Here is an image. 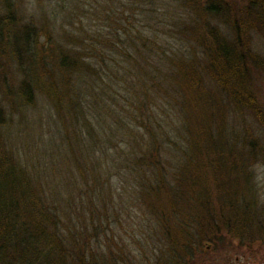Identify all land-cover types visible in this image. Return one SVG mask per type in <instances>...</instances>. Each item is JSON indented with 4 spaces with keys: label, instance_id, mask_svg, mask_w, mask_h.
Returning <instances> with one entry per match:
<instances>
[{
    "label": "trees",
    "instance_id": "obj_1",
    "mask_svg": "<svg viewBox=\"0 0 264 264\" xmlns=\"http://www.w3.org/2000/svg\"><path fill=\"white\" fill-rule=\"evenodd\" d=\"M119 1L0 0V264H217L224 245L264 264V0H178L192 16L143 27ZM133 206L129 246L112 225Z\"/></svg>",
    "mask_w": 264,
    "mask_h": 264
},
{
    "label": "rangeland",
    "instance_id": "obj_2",
    "mask_svg": "<svg viewBox=\"0 0 264 264\" xmlns=\"http://www.w3.org/2000/svg\"><path fill=\"white\" fill-rule=\"evenodd\" d=\"M23 1H24V4H26L27 2L34 3V0H23ZM87 1H89L91 5L95 7L98 5L97 2L101 3L102 0H87ZM222 2L226 3L227 0H223ZM148 10H150L151 12L150 11L148 12ZM111 11L117 12L118 14H120V16L122 15V16H127V17L133 14L132 15L133 23L138 26L141 25L142 27L146 24V22H148L144 18L145 15L150 16V13L152 14L153 17L154 16L160 17L162 12H163V15H165L164 13H167L169 15L175 14V16H177V14H181L182 17L186 15H191V16L193 15L192 10L190 14L189 10L186 11V10H183L182 7H179L178 0H147V1L145 0H120L118 3L116 2L114 4L113 8H110L109 14L111 13ZM100 22H101L100 26H98L100 24L99 22L97 21L93 22L94 25H96L94 27L99 28V29H105V27L103 26L106 25L107 22H102V21ZM150 23L154 24L155 22L151 21ZM162 25H165V27H162ZM218 26L220 27V29L225 28L224 24L219 23ZM145 27L146 28L144 29H149L148 26H145ZM153 29L162 30L164 32V35H162V38L174 49L181 48L182 50H184V52L188 51L187 44L183 43L184 41L183 40L181 41L180 37L177 36V34H175L174 29L176 28L170 26L169 23H167V20L157 21L154 24ZM39 41L40 42L44 41L43 35L39 37ZM251 47L255 53H259L260 56L264 57V39L263 38L255 34H252ZM261 85L264 90V84L261 83ZM263 96H264V91H263ZM251 172H252V175L249 176L250 180L248 179V184H251L249 188L254 189L256 198H257V206L258 207L263 206V210H264V165L263 164L252 165ZM124 174H125V171H122V173L120 174L121 177L111 176V185L113 188L117 189L118 191H120V188L122 186L123 187L126 186L124 178H122ZM204 181H206V177H204ZM127 212H128V209H127ZM118 214H119L118 218L120 219L121 225L118 226L115 223L112 225V227L114 229V232L120 236L119 240L121 239L125 244L129 245V241L127 237L128 229L126 227V224L131 226L133 230L132 232H134L136 236L137 235L136 225L137 223L141 222V217L139 216V213L137 212L135 206L130 207L129 214H126L123 211H121ZM204 243L207 244V246L205 245L206 248L210 247L209 243L207 242H204ZM149 246H152L151 248H153V247H156V244L150 243ZM218 252H220L221 254ZM238 254L240 255L242 254V255L236 256ZM249 255L250 253L248 251H245V254L243 252L238 253V252H234L232 247L224 245L222 248L212 250V252L208 255V258L213 259L214 261H216L217 264H256L254 263V259H252V257Z\"/></svg>",
    "mask_w": 264,
    "mask_h": 264
}]
</instances>
